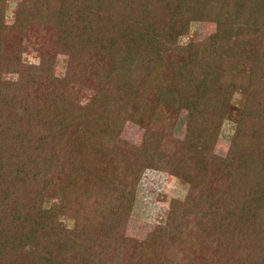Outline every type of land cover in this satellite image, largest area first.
Returning <instances> with one entry per match:
<instances>
[{"label": "trees", "instance_id": "16d2710c", "mask_svg": "<svg viewBox=\"0 0 264 264\" xmlns=\"http://www.w3.org/2000/svg\"><path fill=\"white\" fill-rule=\"evenodd\" d=\"M8 1L0 264H264V0H14L7 25ZM198 19L217 23L215 34L178 44ZM41 39L39 63H24L22 47ZM56 49L67 56L61 77ZM84 89L90 98L75 99ZM235 93L245 100L231 116ZM182 106L191 116L179 142L158 124ZM127 119L146 134L123 152ZM225 119L237 128L222 159L212 147ZM147 168L190 189L134 246L108 209L128 200Z\"/></svg>", "mask_w": 264, "mask_h": 264}, {"label": "rangeland", "instance_id": "374dc122", "mask_svg": "<svg viewBox=\"0 0 264 264\" xmlns=\"http://www.w3.org/2000/svg\"><path fill=\"white\" fill-rule=\"evenodd\" d=\"M14 0L8 1L5 23L14 24ZM217 31V23L206 20H195L188 33L178 38V44L186 45L190 42L203 43ZM43 38V35L41 36ZM27 39H25L26 41ZM31 41V40H30ZM42 39L34 43L39 44L36 48L29 43L23 46L21 57L26 64H38L40 61V52L42 50ZM61 44V43H60ZM59 44V45H60ZM59 47V46H58ZM57 51L56 74L61 77L64 75L67 64V56ZM6 79H17L16 74L3 73ZM94 85V82L89 81ZM91 90V89H90ZM90 90H82L80 94L75 95V99L81 101L87 100L91 96ZM245 97L242 94H234L232 101H229L227 111H231V116L243 106ZM176 108V107H175ZM170 108L169 118L172 119L170 125H161V131L175 141L184 142L189 131V122L191 110L185 106L179 108ZM232 109V110H231ZM226 111V112H227ZM225 114V113H224ZM237 124L232 120L225 119L219 131L215 144L212 147V154L216 157L225 159L230 151L232 139L235 137ZM146 130L140 124L127 119L121 123V128L117 138L121 140L120 151H127L128 146L140 147L145 139ZM57 179H54L56 181ZM189 183L168 171L147 168L140 175V178L132 190L131 196L121 205H115L108 209L110 220L119 217L123 218L121 228L122 237L130 239L136 244H142L149 239L150 235L156 231L158 226H164L172 215V202L174 200L184 201L189 192ZM95 206V199L93 200ZM68 227L72 226L70 220H65Z\"/></svg>", "mask_w": 264, "mask_h": 264}]
</instances>
